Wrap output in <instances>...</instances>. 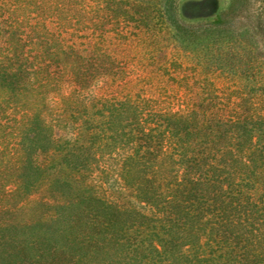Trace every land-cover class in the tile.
<instances>
[{"label":"rangeland","instance_id":"obj_1","mask_svg":"<svg viewBox=\"0 0 264 264\" xmlns=\"http://www.w3.org/2000/svg\"><path fill=\"white\" fill-rule=\"evenodd\" d=\"M135 5L127 6L130 22L117 24L105 15L101 20L102 8L91 0L88 27L96 33H69L101 43L115 69L93 79L83 108L76 110L70 98L62 110L59 96L42 89L31 98L22 81L14 99L19 109L0 113V264H155L163 252L171 253L167 264H203L207 254L217 256L208 264H264V248L237 218L240 212L217 209L231 183L264 180L258 164L245 173L237 162L230 174L226 155L219 175L210 171L214 175L193 189L170 193L159 179L163 171L182 179L186 169V178H195L202 166L194 174L193 164L142 155L144 141L131 146L125 140L139 133L131 125L135 114L113 112L102 102L145 98L192 118L211 111V104L217 117L234 123L217 126V147H232L234 160L247 158L239 139L249 133L244 145L252 158L264 159V0H170L168 19L142 23L137 8L152 7ZM236 238L247 259L235 253Z\"/></svg>","mask_w":264,"mask_h":264},{"label":"trees","instance_id":"obj_2","mask_svg":"<svg viewBox=\"0 0 264 264\" xmlns=\"http://www.w3.org/2000/svg\"><path fill=\"white\" fill-rule=\"evenodd\" d=\"M95 1L102 8L97 11L99 18L103 20L102 16L105 15L117 24L124 22L123 20L129 23L127 18H133V14H129L127 6L135 7V4H142V2L151 5L152 10L148 12L141 6L139 7L141 10L137 8V20L140 23L147 20L163 22L169 18L167 8L170 0ZM90 3L91 0H0V33H5L0 40V87L5 88L4 91L7 90L6 94H8L2 91L5 97L0 101V113L8 108L19 109L14 99L18 94V84L22 81L31 98L38 96V93L41 94L44 90L45 94L55 93L59 96L60 109L64 110L66 101L75 98V109L80 110L83 108V100L86 98L89 101L87 92L91 88L90 83L93 79L96 81L102 79L108 72L115 70L106 64V53L101 43L96 41L94 43L90 37L79 39L75 36L70 37L69 33L82 34L84 31L96 33V26L94 29L88 27L91 24V16L95 12L91 11ZM99 32L101 33L102 29ZM91 61L92 67L88 65ZM54 62L57 66L52 67L51 64ZM6 80H11L9 85H5ZM66 91L64 95L63 92ZM102 102L108 103L113 112L131 111L136 115L131 125L138 127L139 133L133 135L134 137L129 134L125 140L131 143V146L135 145L138 139L144 141L141 146L142 155H145L146 151L149 154L153 153L158 163L169 161L178 165L193 164L194 174L197 172L199 174L203 168L195 178H186L191 171L185 169L182 179L178 177V174L167 177L168 171H163V177L159 176V179L164 182L163 187L168 188L170 193L172 189L183 191L187 186L193 189L191 185L199 183L201 178L206 181L208 177L214 175L210 174V171L214 172L217 169V175H219L223 171L221 166L226 155L231 159L228 173L235 172L234 166L237 162L238 168L245 173L249 171L253 163H256L259 169L257 176H264L262 155L258 154L252 158L249 147L246 143L244 145L245 141L251 139V134L246 133L243 140L239 139L244 148L243 152L248 154L247 158L242 160H234L235 154L229 145L226 148L217 147V126L234 127V123L233 119L225 121L223 117H217V112L212 110L215 106L211 104V107L206 106V109L211 111L204 112L201 117L192 118L188 111L166 112L145 98L123 97L117 100L105 99ZM149 119L150 121H147ZM191 122L195 124L194 127H189L188 123ZM185 135H192L195 139L186 141ZM132 158V153L125 157L127 164ZM251 172L254 173V170ZM185 179L189 180L184 181ZM174 194L176 193L171 194L170 198L168 195V200H171ZM217 202V209L226 206L237 209L236 212H240V215L237 213V218L242 219L249 227L250 233L258 241L255 242L256 245L264 248V180L258 183L247 178L238 183H231L222 193L221 200L218 199ZM167 207L170 209L171 201ZM233 247L236 254L242 256V259H247L242 239L236 238ZM129 252L130 249H125L122 253L126 255ZM131 252L135 251L131 250ZM163 255L166 256L154 263H170L168 255L171 256V253L163 252ZM207 256L209 257H204L201 261L203 264L217 261V256L210 254ZM243 261L248 264H257V260L254 259ZM174 262L173 264H177V261Z\"/></svg>","mask_w":264,"mask_h":264}]
</instances>
